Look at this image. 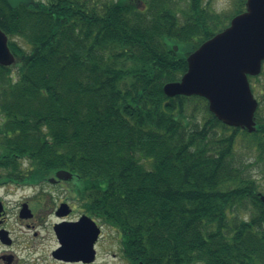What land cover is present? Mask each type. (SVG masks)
Masks as SVG:
<instances>
[{
  "label": "trees",
  "instance_id": "1",
  "mask_svg": "<svg viewBox=\"0 0 264 264\" xmlns=\"http://www.w3.org/2000/svg\"><path fill=\"white\" fill-rule=\"evenodd\" d=\"M35 2L0 0L15 57L0 66V185L67 170L69 196L87 215L150 234L129 236L143 262L264 264L263 192L237 140L264 174V116L257 109L248 132L199 96L163 92L246 0L225 16L204 0ZM260 77L252 90L262 99L264 71L250 80Z\"/></svg>",
  "mask_w": 264,
  "mask_h": 264
},
{
  "label": "water",
  "instance_id": "2",
  "mask_svg": "<svg viewBox=\"0 0 264 264\" xmlns=\"http://www.w3.org/2000/svg\"><path fill=\"white\" fill-rule=\"evenodd\" d=\"M6 1L12 9L18 4L37 5L34 0ZM245 7V11L233 17L226 28L188 55L186 72L179 81L165 84L163 92L167 97L204 98L208 110L219 121L252 132L257 101L251 92L248 76L259 75L264 62V0H246ZM173 49L177 51V46ZM14 62L8 38L0 30V66L8 67ZM55 178L68 181L72 174L59 170ZM56 179H50V182ZM258 197L264 207V195L259 193ZM68 214L66 204H61L56 211L58 217ZM81 219L90 218L82 216Z\"/></svg>",
  "mask_w": 264,
  "mask_h": 264
},
{
  "label": "flooded vegetation",
  "instance_id": "3",
  "mask_svg": "<svg viewBox=\"0 0 264 264\" xmlns=\"http://www.w3.org/2000/svg\"><path fill=\"white\" fill-rule=\"evenodd\" d=\"M48 179L51 187L68 185L63 181L48 183ZM44 184L33 186L41 188L37 198L44 196ZM22 187L0 185V264H149L141 260L138 248H129L141 243L139 239L129 240V236L149 233L119 231L107 220L88 216L81 207L76 216L68 198L56 206L58 209L61 204L67 205L69 214L64 218L56 216L55 211L54 219H42L36 215L31 200L24 197L18 203L17 214L10 216L6 197ZM84 215L91 219H81Z\"/></svg>",
  "mask_w": 264,
  "mask_h": 264
},
{
  "label": "rangeland",
  "instance_id": "4",
  "mask_svg": "<svg viewBox=\"0 0 264 264\" xmlns=\"http://www.w3.org/2000/svg\"><path fill=\"white\" fill-rule=\"evenodd\" d=\"M235 1L237 0H204L209 9L221 16L229 15L233 12V10L235 9ZM223 25L224 24L222 23L219 24V26H217V29H220V27H222ZM262 70L264 71V66L262 67ZM259 80H261V77L259 79L250 81L251 86L255 85L256 81ZM253 94L255 98L259 99L260 101V105L258 107L259 114L264 116V98H259L260 96L255 90H253ZM237 140L239 143L238 158L240 160V164L246 166L247 172H250V175L256 179L257 183L261 187V192H263L264 194V174L262 172V169L257 164L251 165V162H254V153L248 152V150L246 149V143L242 141V137L240 135L237 137ZM40 190L41 188L32 186L18 188L17 191L6 197L8 214L10 216H15L17 214V206L22 197L31 200L30 203L32 207L35 208L36 215L40 216L42 219H54V212L57 209V203L65 198H68L69 202H71L75 206V215L77 216L78 214H80V212L78 211L80 209V206L77 202H75L74 199H71V196H69L68 185L60 188L51 187L46 183L44 184V196L37 198V196H39ZM45 194H48L50 197L46 198Z\"/></svg>",
  "mask_w": 264,
  "mask_h": 264
}]
</instances>
